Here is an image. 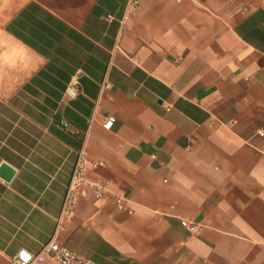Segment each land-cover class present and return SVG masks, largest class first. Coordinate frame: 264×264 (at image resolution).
I'll list each match as a JSON object with an SVG mask.
<instances>
[{
  "label": "crops",
  "instance_id": "crops-1",
  "mask_svg": "<svg viewBox=\"0 0 264 264\" xmlns=\"http://www.w3.org/2000/svg\"><path fill=\"white\" fill-rule=\"evenodd\" d=\"M127 3L0 0V264L51 239L82 147L106 190L61 244L95 264H264V0Z\"/></svg>",
  "mask_w": 264,
  "mask_h": 264
},
{
  "label": "built area",
  "instance_id": "built-area-1",
  "mask_svg": "<svg viewBox=\"0 0 264 264\" xmlns=\"http://www.w3.org/2000/svg\"><path fill=\"white\" fill-rule=\"evenodd\" d=\"M139 3L140 0H128L126 14L128 15L134 13L138 8ZM108 86L109 84L106 81H103L101 89ZM65 93L68 98H74L77 95L78 80L76 77H73L69 81ZM113 122L114 116H106L103 121V127L110 129ZM93 164L94 163L89 159L84 147H82L78 151L76 163L72 170L61 209L56 218L53 236L42 245L40 251L36 254H32L25 250L18 251L14 258L16 264H30L34 260L39 259L42 255L49 256L52 260L58 262L59 264H95L92 259L78 254L57 240L58 233L64 229L66 223L74 216L75 205L78 198L87 196L90 191L95 197H100L106 190L105 185L88 179L87 173ZM113 200L117 209L132 213V210L128 205L129 199L126 196L115 193L113 194ZM182 223L191 231H196L198 229V226L193 223H188L187 221H183Z\"/></svg>",
  "mask_w": 264,
  "mask_h": 264
},
{
  "label": "water",
  "instance_id": "water-1",
  "mask_svg": "<svg viewBox=\"0 0 264 264\" xmlns=\"http://www.w3.org/2000/svg\"><path fill=\"white\" fill-rule=\"evenodd\" d=\"M15 170L7 163L0 164V176L9 180L14 174Z\"/></svg>",
  "mask_w": 264,
  "mask_h": 264
}]
</instances>
